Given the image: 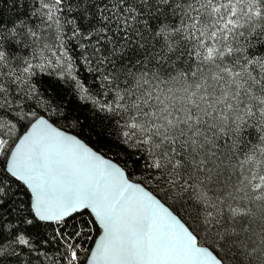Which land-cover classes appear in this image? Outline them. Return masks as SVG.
<instances>
[{
	"label": "snow or ice",
	"instance_id": "6c2138e0",
	"mask_svg": "<svg viewBox=\"0 0 264 264\" xmlns=\"http://www.w3.org/2000/svg\"><path fill=\"white\" fill-rule=\"evenodd\" d=\"M0 264H264V0H0Z\"/></svg>",
	"mask_w": 264,
	"mask_h": 264
}]
</instances>
